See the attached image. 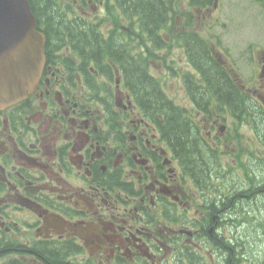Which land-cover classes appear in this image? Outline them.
Instances as JSON below:
<instances>
[{"label": "flooded vegetation", "instance_id": "1", "mask_svg": "<svg viewBox=\"0 0 264 264\" xmlns=\"http://www.w3.org/2000/svg\"><path fill=\"white\" fill-rule=\"evenodd\" d=\"M62 5L111 47H49L28 97L0 109V264H264V50L228 110L197 85L180 41L196 33L168 7L148 30L126 0L104 34L115 1ZM180 87L190 109L172 101Z\"/></svg>", "mask_w": 264, "mask_h": 264}, {"label": "trees", "instance_id": "2", "mask_svg": "<svg viewBox=\"0 0 264 264\" xmlns=\"http://www.w3.org/2000/svg\"><path fill=\"white\" fill-rule=\"evenodd\" d=\"M131 7L135 9V13L139 15V17H143L145 22L147 23L148 30H153L158 23V20L161 18V14L163 11L167 10V7L164 6V10L162 5H159V0H130ZM214 0H188L187 6L189 8L195 7L196 11L199 13L200 10L208 8L212 5ZM118 3V4H117ZM118 5L122 9L124 5H126V0H117ZM30 8L32 10L33 15L36 18L37 27L47 35L49 41L46 44V50L49 47L59 45L62 43L64 45L66 40L70 43H73L74 46L86 50L90 56L98 57V55H102L105 52L110 50V43L102 42V34L98 32V30L91 26H73V23L67 19L66 11H62L61 7L58 6L57 0H29ZM119 8V7H118ZM196 12V13H197ZM117 12L113 9H109L107 15V20L109 19H117ZM187 17L184 23L181 25V29L188 31L193 34V30L191 29V25H189V16L190 13H186ZM194 20V19H193ZM116 21V20H115ZM198 36H195L193 40L192 50L190 45H185L188 47L187 49V59L190 65L201 74L203 80H201L197 85L202 88V93L207 96L216 98L221 104H224L228 110H233L236 104V97L240 95L234 81L227 74L224 76L222 73L223 70L219 66L216 65V62L213 60L212 56L208 50H206L205 42H202ZM187 42V40H185ZM116 46L122 48L120 44H116ZM121 51H123L121 49ZM115 59L113 60L112 58ZM122 57V59H121ZM120 60H119V59ZM112 59V60H111ZM110 62H123V53L116 52L115 55L110 56ZM125 66H128L125 64ZM143 74H138L136 72H131L132 80L137 78H141ZM133 88L135 90L143 88H147V84H138L137 82H133ZM187 89H190L187 86ZM176 110L183 111L181 107L175 108ZM178 128V127H177ZM179 128L174 131L175 134L179 133ZM188 149V148H186ZM186 151V150H185ZM187 155H194V152L187 150Z\"/></svg>", "mask_w": 264, "mask_h": 264}, {"label": "rangeland", "instance_id": "3", "mask_svg": "<svg viewBox=\"0 0 264 264\" xmlns=\"http://www.w3.org/2000/svg\"><path fill=\"white\" fill-rule=\"evenodd\" d=\"M58 1L63 3V0ZM164 1V6L167 5L170 12V21L179 18L180 30L185 31L181 29V25L187 18L185 14L190 13L188 24L197 32L196 36L209 45H217V52L222 60L242 78L245 86L251 88L254 85L252 79L260 72L257 64L260 52L264 50V0H217L214 8L211 5L208 12L203 10L199 13L195 7L187 6L188 0ZM108 22L109 20H105L102 24L104 34L109 29ZM213 56L216 57L214 54ZM230 72L233 78V72ZM175 83L163 84V90L170 98L176 90ZM176 99L172 98L176 105L190 109L182 87L179 88Z\"/></svg>", "mask_w": 264, "mask_h": 264}, {"label": "water", "instance_id": "4", "mask_svg": "<svg viewBox=\"0 0 264 264\" xmlns=\"http://www.w3.org/2000/svg\"><path fill=\"white\" fill-rule=\"evenodd\" d=\"M44 47L28 0H0V109L31 92L43 69Z\"/></svg>", "mask_w": 264, "mask_h": 264}, {"label": "bare ground", "instance_id": "5", "mask_svg": "<svg viewBox=\"0 0 264 264\" xmlns=\"http://www.w3.org/2000/svg\"><path fill=\"white\" fill-rule=\"evenodd\" d=\"M230 242V241H229Z\"/></svg>", "mask_w": 264, "mask_h": 264}]
</instances>
